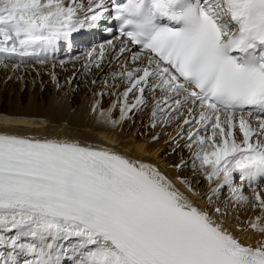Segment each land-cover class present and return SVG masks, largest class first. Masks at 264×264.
I'll return each instance as SVG.
<instances>
[{
	"label": "snow or ice",
	"instance_id": "6c2138e0",
	"mask_svg": "<svg viewBox=\"0 0 264 264\" xmlns=\"http://www.w3.org/2000/svg\"><path fill=\"white\" fill-rule=\"evenodd\" d=\"M101 20L117 25L107 29L117 61L143 58L121 73L130 82L122 98L140 93L121 118L159 92L152 115L183 117L185 146H197L206 180L218 182L209 206L225 185L247 204L233 174L248 187L264 177V0H0V61L44 63L42 54ZM252 190L264 216V196ZM192 195L110 148L0 131V248L20 249L22 264H264V239L244 244L228 213L202 209ZM248 228L264 236L261 216ZM0 264L20 261L0 251Z\"/></svg>",
	"mask_w": 264,
	"mask_h": 264
},
{
	"label": "bare ground",
	"instance_id": "6f19581e",
	"mask_svg": "<svg viewBox=\"0 0 264 264\" xmlns=\"http://www.w3.org/2000/svg\"><path fill=\"white\" fill-rule=\"evenodd\" d=\"M107 21L108 23L106 25V28H111L110 21L109 20ZM101 25L102 24L99 22L98 26L95 28H85L83 30L78 31L77 33H74L68 40H62L58 42L57 45L53 48H50L46 54H42L41 58L45 60L44 63H39L37 58H26L24 63H21L19 59H11L12 60L11 62L9 61V59L0 61V68L2 69L8 68V70L11 71L13 70V68L17 67L19 63L24 65L29 62L45 64L47 63L46 61L49 60L55 61L54 63H52V65H49V67L47 66L48 67L47 69L50 71V75L52 77L51 79H53V88H51L53 90H50L49 87L44 88L45 90L41 92L42 95L41 99H39V94L37 95L35 93V90L39 88V85L35 84L36 89L34 88L33 85L36 78L33 79L32 81L29 80L30 83H28L26 81L27 74L26 72L24 73V67H21L20 71L18 70L17 72H15L14 78L17 77L20 78L17 88L18 93L15 94V97H12L10 95V99L8 103L9 109L7 112H4L3 108L0 105V131H7L10 134H18L21 136L33 137L38 139L74 140L82 144L110 148L132 159H137L154 165L181 192L185 194L192 193V191L190 190L191 188L189 186V181L182 178V176L178 173L177 169H174L175 166H173L171 162L169 163L162 162V164H160L161 163L160 159L163 157L164 153L168 151L169 146H167V142H168L167 140H169L170 137H172L173 134L177 132V130H180L178 126L174 125L172 131L164 130L163 134H161L160 132L157 138L151 141L152 139L151 135L160 131L161 129L160 127H158L157 129H152L153 130L152 134L147 136L143 133H138L136 131L137 127L139 126V123H136L135 126L134 125L132 126V121L134 119L132 115L127 114L125 118L123 119L121 118L120 108L124 106V104L126 103L125 99L122 98V93L126 90V88L130 87V82H128L126 78L122 76L121 79L118 81L120 86L122 84L119 90L117 91L114 88L111 96L106 95L108 87L104 86L105 85L104 82L98 78L99 77L98 75L105 71L107 67V58H104L102 62L99 57H97L96 60H90L88 53L90 52L91 49H89L87 51L85 50L86 53L82 54L80 59L81 61L80 67L79 65H73L71 63L70 60H72V57L70 56L69 59L60 60V57L64 52V48L66 50L65 47L66 45L71 47L72 45L74 46L76 42L77 44L85 43L88 39H91V36H93V34L95 38L94 43H99L98 38L100 37V35L96 34V29L99 28L100 30ZM87 31H89L88 34ZM102 39L103 36L101 37V41ZM99 45H103V44H99ZM60 47L62 48V50H60L61 49ZM141 66H143V58L141 59L139 64V67ZM35 67H36L35 68L36 73L34 75L37 76V79H40V75H42L43 69L46 70V68H44L45 66L43 65H39V66L35 65ZM88 67H91V69ZM136 67L137 64H133L129 67V70H132ZM59 69H63V72L66 73L69 72L68 76H66V79L64 80L65 81L64 85H62L63 81L60 80L59 78L60 76ZM112 70H113V74L114 73L117 74V72L114 71V68ZM11 71L3 72V78H2L3 81L6 78L4 74L5 73L11 74L12 73ZM31 71L32 70H30V72ZM87 73L88 74L91 73V74L88 77H83V76H87ZM82 77L84 78L83 81L85 85L83 86L84 88L87 87V85L88 87H92V85L94 86V84H98L97 85L98 88L97 89L95 88L96 90L92 92V95L90 94L91 96L85 94L87 93V91L84 90L85 95L81 99H79L78 94L72 91L75 90L76 86L80 84ZM112 83L114 82L112 81ZM24 87H27V89L29 88V91L28 93L20 95L19 91ZM64 87H66V89ZM31 88L33 90V94L27 100ZM37 91L39 92L40 90L37 89ZM138 93L139 92L135 94L130 93L129 96L127 97L128 100L127 104L135 103ZM68 95L73 96V99H71V101L68 100L69 99ZM113 97H114V102L111 104ZM23 98H26V101H23ZM116 101H117V107L114 109V105L116 104ZM94 105H96L95 112L93 111ZM152 108L154 107L152 106ZM132 110L139 111L140 106ZM101 112L105 113L104 117L100 115ZM152 116L150 117L153 119ZM113 120L116 122L112 123ZM163 121L165 120H162V122H160V126L163 124ZM238 177H239V173L233 174V186L242 187L243 194L249 197L248 203L241 204L240 202L236 201L235 198L233 197V193L231 189L229 188L224 196L218 197V201L214 203V208L220 207L222 209L223 208L222 206L226 202V200L230 199L232 208L234 209V211H238V212L235 218H232V216L229 215L227 219H225V223L227 224L228 228L242 240L244 244L251 245L254 247L256 246L258 240L264 239V236H262L258 230H252L248 228V225L249 222L254 221L257 216H261V224L264 225V216L261 215V211L259 209L252 208V203L254 202L253 191L252 194L250 191L247 193L246 184L242 186L241 183H238V185L236 186V180L238 179ZM198 179H200V177L196 178L195 180ZM202 180H205L204 185L209 184V182L206 180L205 177L202 178ZM216 183L218 182L214 181L211 185H208V188L215 187ZM258 184L260 183H257L255 185ZM260 188L261 186H258V188H256V191L262 195L263 193ZM193 193L194 195L191 196V199L198 207L202 209L205 207L208 208L210 207L208 201V196L211 194L210 189L206 193V196L198 195L199 191L197 190L193 191ZM219 193L216 194V196L219 195ZM245 206H248L250 208V211L248 210L249 212L245 214V216L242 215L245 219L248 220L247 224L243 223L238 217L240 216L241 207L244 209ZM250 212L251 215L249 214ZM219 218L224 219L223 217H219ZM241 225L244 226V230H242ZM13 233H15V231L7 232L5 233V235H10ZM257 234L259 235L258 237ZM22 239L24 238H21V240ZM60 242L64 248H68L69 246L75 243V241L72 239L67 241L59 240L57 241V244L59 245ZM70 255L71 253H69V256ZM67 259L68 258H65L63 261L65 264H68Z\"/></svg>",
	"mask_w": 264,
	"mask_h": 264
},
{
	"label": "rangeland",
	"instance_id": "374dc122",
	"mask_svg": "<svg viewBox=\"0 0 264 264\" xmlns=\"http://www.w3.org/2000/svg\"><path fill=\"white\" fill-rule=\"evenodd\" d=\"M84 2L86 4L87 3V0H84ZM102 27L103 26H101V29H100L101 36H104V38L102 39V41L99 40L98 41L99 43H94V35H93V38L88 39L85 43H79V44H77V42H76V44L74 46L72 45L71 47H69V46L66 45L65 46L66 47V50L64 48V52L62 53V56L60 54V56H61L60 57V60L69 59L70 57H72V60H70L71 63L73 65H79V67H80L81 66L80 59H81L82 54L86 53V51L89 50V49H91L90 52H92L93 50H96V52L98 53V49L100 48V46L106 45V46H104V47H106L105 48L106 51H105L104 58H107V67H106V69H105L104 72H102V73L99 72L101 74L98 75L99 76L98 78L101 81L104 82V84H105L104 86H107L108 87L106 95H110L111 96L112 93H113V89L114 88H115V90L118 91L119 88L122 86V84H121V86L119 85L118 81L121 79L122 76L125 77V75H121V73H125L126 74V69L129 70V67L131 65H133V64H137V67H139L140 62H131V60H130L131 53L130 54L129 53H125L124 54L125 58L120 59L119 61H117V57L120 54L118 52H116L115 54L112 53V50L107 45V41L109 39H112V37L111 36H108L107 35V32H105L104 28H102ZM102 42H104V43H102ZM99 44H103V45H99ZM60 50H62V49H60ZM108 50H109V53H108ZM97 57H99V56H97ZM103 59L101 60V62L103 61ZM9 61L11 62L12 60L9 59ZM50 61L51 60L46 61L47 63H45V64H39V63L29 62V63H26L24 65V64L19 63L18 66L15 67V68H13L12 71L11 70H8V68L7 69L0 68V99H1L0 100V105L3 108L4 112H7L8 109H9L8 108L9 107V104L8 103H9L10 95L12 97H15V94L18 93L17 88H18V83H19L20 78L19 77L14 78V75H15V72H17L18 70L19 71L21 70V67H24V73L26 72V74H27L26 81L28 83H30L29 80L32 81L35 78L37 79V76L34 75L36 73V69H35L36 67H35V65H38V66L39 65H43V66H45L44 68H46V70L43 69L44 73L42 71V75H40V79H37V80L35 79V82L33 84L35 89H36L35 84H38L39 85V88H37V89L40 90L39 91L40 93L37 91V89L36 90L34 89L35 90V93L37 95L39 94V99H41V97H42L41 92H43L45 90L44 88L49 87L50 90H53V89H51V88H53V79H51L52 77L50 75V71L47 68L49 67V65H52V63H54L55 61L54 60L51 61V62ZM54 66H55V64H54ZM50 67H52V66H50ZM88 68L91 69V67H88ZM113 68H114V71L117 72V74H115V73L113 74V70H112ZM118 69H119V71H118ZM30 70H32V71L30 72ZM59 70H60L59 71V73H60L59 78H60V80L63 81L62 85H64V83H65L64 80L66 79V76H68V73L69 72H67V73L66 72H63V69H59ZM109 70H111L112 72L109 71ZM4 71L5 72L11 71L12 72L11 73L12 75L10 73H9L10 75L7 74V73H5L4 75L6 76V78L3 81L2 78H3V72ZM29 73H30V75H29ZM90 74L91 73H89V74L87 73V76H83V77H88ZM83 77L81 78L80 84L77 85L76 88H75V90L72 91V92H75L76 94H78V98L79 99H81L85 94H87V95H90L91 94L92 95V92H94L98 88V86H97L98 84H94V86L92 85V87H88V85H87V87L84 88L83 86H85V85H84V82H83L84 81V78ZM112 81L114 83H112ZM64 88L66 89V87H64ZM84 90H86L87 93L84 94ZM88 90H90L91 92L88 91ZM28 91H29V88L27 89V87H24L23 89H21L19 91V93L21 95V94L28 93ZM135 93H137V91L134 90L133 94H135ZM32 94H33V90L31 88L30 93L28 94L29 97L27 98V100L31 97ZM139 94L140 93H138L137 96H139ZM68 96H69L68 97L69 98L68 100L71 101V99H73V96L72 95L71 96L68 95ZM145 97H146V100H147L146 105L140 106V110L139 111H137V110L136 111H133L132 110L131 112L128 113L129 115H132L133 118H134L133 121H132V126L133 125L135 126L136 123H139V126L137 127V130L136 131L138 133H143V134H145L147 136L152 134V132H153L152 129H157L158 127H160L162 130L160 129V131H158L157 133L151 135L152 136L151 141L155 140L157 138V136L160 134V132H161V134H163L164 130H166V131L171 130L172 131L174 125L175 126H178V128L180 130H177V132L175 134H173V136L170 137L169 140H167L168 141L167 142V146H169L168 147V151L165 152L164 155L162 153L163 157L160 159L161 160V163L160 162L159 163L162 164V162L163 163H169V162H171L173 164V166H175L174 169H177L178 173L182 176V178H184V179H186V180L189 181V186L191 188L190 190L192 191V193H193V191L197 190V191H199V194L198 195H205L206 196V193L209 191L210 188H208V185L209 184L204 185L205 180H202V178L205 177L204 171L200 167V161L197 160L195 158V156H194V152L197 150V146L195 144H193V146L191 148L185 146V144H186V142L188 140L187 132H188V127L189 126L184 125L183 126V130H182V127H181L182 125L181 124H182L183 117H181L179 119H172L170 122H167V123L165 121H163V124L160 126V122H162V120H165L164 119V114L163 113H160V112H157V115L155 117L152 116V111H153V109L156 106V99H160L161 98L159 92H157L155 94L147 93L146 92L145 93ZM23 101H26V98H23ZM127 101L128 100L126 99V103H127ZM113 102H114V97L112 98L111 104ZM152 106L154 108H152ZM116 107H117V101H116V104L114 105V109ZM150 116H152L153 119ZM149 119H150V121H149ZM145 124H146V127H145ZM176 166H178V167H176ZM199 177H200V179L195 180L196 178H199ZM238 183H241L239 177L236 180V186L238 185ZM258 186H261L260 189L262 190V193H263L262 196H264V178H262L260 184H258V185H253L252 187H248L247 186V193L250 191L251 194H252L253 187L256 189V188H258ZM228 189H229V187L228 186L226 187V185H225L222 188V190H221L222 192L220 191L221 193H219V195H217V196L214 195V197H212L213 203L209 207V210L210 211L214 209V203L216 201H218V197L219 196L220 197L221 196H224L226 194V192L228 191ZM223 190H224V193H223ZM204 192H205V194H204ZM222 207H223L222 208L223 211L226 212V213H228V216L231 215L232 218H235V216H237V212L238 211H234V209L232 208V204L230 203V199L229 200H226V202L223 204ZM242 207H243V205H242ZM242 207H241L240 216H238V217H239V219L243 223H246L247 224L248 223V220L245 219L242 215L245 216V214H247L250 211V208L248 206H245L244 209H243ZM239 209H240V207H239ZM249 214L251 215V212ZM246 224H245V226H246ZM4 235H5V233H4ZM13 235H15V233L10 234V235H5V236H7L10 239ZM258 236L259 235L257 234V237ZM20 242L21 243H25V242H27V240H26V238H24ZM59 245L62 246L61 245V242L59 243ZM63 248L64 247L62 246V249ZM0 251L4 252L5 254H7L8 252H13V254L16 256L17 260L20 261V264H22L23 259L26 258L25 255H24V253L20 249H18V248L17 249H12V248H9V247H3V248H0ZM67 263L68 264H71V260L70 259H67ZM63 264H65V263L63 262Z\"/></svg>",
	"mask_w": 264,
	"mask_h": 264
}]
</instances>
